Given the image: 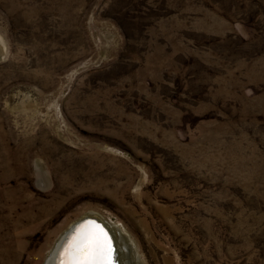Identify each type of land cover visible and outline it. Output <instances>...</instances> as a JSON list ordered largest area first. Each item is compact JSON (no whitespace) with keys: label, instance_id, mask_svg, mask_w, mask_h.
<instances>
[{"label":"rangeland","instance_id":"obj_1","mask_svg":"<svg viewBox=\"0 0 264 264\" xmlns=\"http://www.w3.org/2000/svg\"><path fill=\"white\" fill-rule=\"evenodd\" d=\"M86 216L264 264V0H0V264Z\"/></svg>","mask_w":264,"mask_h":264},{"label":"snow or ice","instance_id":"obj_2","mask_svg":"<svg viewBox=\"0 0 264 264\" xmlns=\"http://www.w3.org/2000/svg\"><path fill=\"white\" fill-rule=\"evenodd\" d=\"M74 248L76 258L65 264H111L112 248L102 229L84 232Z\"/></svg>","mask_w":264,"mask_h":264},{"label":"bare ground","instance_id":"obj_3","mask_svg":"<svg viewBox=\"0 0 264 264\" xmlns=\"http://www.w3.org/2000/svg\"><path fill=\"white\" fill-rule=\"evenodd\" d=\"M89 218H92V217H89ZM99 222H101L104 225V227L107 230V233L109 234L110 241L109 240L108 241H109V244H111V246L113 247V250L111 253V256H112L111 260L113 261V263L114 264H127L126 260L128 259L130 261L128 264H139L140 260L138 261V257L132 245L133 242L131 243L130 238L125 234V232L121 230L120 228L115 227L114 225L110 226L109 224H106L105 222L101 220H99ZM87 231H98V229L95 226H92L90 228L88 227L86 232ZM65 232L63 233V235L65 234ZM62 236L59 238L54 248L51 250V255L48 257L45 264H54L55 252L63 240Z\"/></svg>","mask_w":264,"mask_h":264},{"label":"water","instance_id":"obj_4","mask_svg":"<svg viewBox=\"0 0 264 264\" xmlns=\"http://www.w3.org/2000/svg\"><path fill=\"white\" fill-rule=\"evenodd\" d=\"M92 226H95L98 229V231L100 229H102L103 233L106 234L107 239L109 240V234L107 233L106 228L104 227V225L101 222H99V220L97 218H94V217L93 218H89V217L81 218L78 221H76L75 223H73L66 230L65 234L62 236L63 240L55 252L54 264H65V261L74 260L76 258V252H75L74 245L77 243L79 237L84 232H86L87 228L88 227L90 228ZM110 246H111V244H110ZM111 248L113 250L112 246H111ZM49 256H50V254H49ZM48 257H47V259H48ZM111 258H112V256H111ZM47 259H46V261H47ZM45 262H44V264H45ZM111 264H114L112 260H111Z\"/></svg>","mask_w":264,"mask_h":264}]
</instances>
